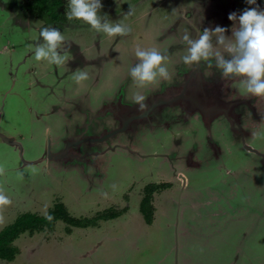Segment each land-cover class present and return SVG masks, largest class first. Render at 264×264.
<instances>
[{"label":"rangeland","instance_id":"1","mask_svg":"<svg viewBox=\"0 0 264 264\" xmlns=\"http://www.w3.org/2000/svg\"><path fill=\"white\" fill-rule=\"evenodd\" d=\"M102 3L100 15L106 14L110 22L128 26L130 32L109 37L82 20L64 21L56 28L65 37L62 49L71 58L56 66L46 60L36 61L29 49L40 39L39 29L53 25L37 17H26L10 0H0V132L21 142L26 160L40 157L47 137L54 140L62 132L67 119L65 111L77 115L84 111L81 108L95 109L101 96H110V90L118 85L125 88L128 96L149 87L137 88L128 75L129 68L137 62L134 54L137 46L167 50L170 71V64L178 62L177 55L186 52L181 41L185 33L195 38L197 30L204 27L218 24L230 28L233 22L227 19L228 13L239 14L245 7H253L246 5L245 0H102ZM257 4L264 8V0H257ZM129 5L135 11L126 16ZM77 70L89 73V79L79 85L71 78ZM235 84L231 82V88L236 86L239 94L240 87ZM192 130L202 132L200 123L194 120ZM148 137L147 141H141L139 151H118L105 156L103 168H99L104 169L103 179L97 178L92 169L80 171L84 166L63 170L47 164L44 170L43 162L23 165L18 151L0 139V165L5 168L0 187L12 200L11 205L0 209V229L21 213L43 214L45 207L48 209L58 201L66 205L70 215L91 223L97 212L110 208L122 211L117 217L99 219L87 227L67 226L58 220L51 230L25 232L14 241L19 249L15 258L0 259V264H264V199L262 206L236 209L232 202L242 205V193L230 188L231 180L227 187L221 183L226 181V173L217 166L186 173L190 186L181 195L178 191L181 180L171 179L170 162L149 155L163 147L166 151L169 134L156 136L161 137L156 142L151 135ZM214 137L221 140L218 129ZM248 142L257 150L264 148V125ZM223 145L224 152L230 153L227 166H242L250 161L245 167L248 172L253 152L225 142ZM19 172L24 173L22 178ZM168 180L173 188L156 195L154 219L147 224L139 210L141 187L147 182ZM219 183L230 205L222 212L219 200L216 207L210 206L208 200L214 199L206 190ZM255 184L253 187L262 186L259 182ZM127 191L131 197L123 195ZM200 191L198 199L188 205L179 204L180 198L184 201L189 193L195 196ZM245 202L252 204L250 198ZM187 209L188 218L184 219Z\"/></svg>","mask_w":264,"mask_h":264},{"label":"flooded vegetation","instance_id":"2","mask_svg":"<svg viewBox=\"0 0 264 264\" xmlns=\"http://www.w3.org/2000/svg\"><path fill=\"white\" fill-rule=\"evenodd\" d=\"M184 54L185 53L183 52L179 53L177 55L178 62L170 64V80H159L155 84L150 85L144 91H141V93L147 97L146 102L153 95L164 92L172 86H182L186 84L189 75V84L197 85L198 83H202L204 87L211 85L215 90L218 88L216 83H218L217 81L220 75L217 70L215 68H208L204 63H201L198 69H193V67L182 63L181 57ZM203 77L204 79L201 80ZM230 80V82L225 83L226 87L223 88L226 90L221 97L223 101L226 102L230 99L239 100L241 98L244 100V105L241 106L239 104L237 109H235V113L237 114V122H235V125L241 127L242 131L246 130L248 132H253V135L251 134V136L254 137L264 125V96H253L248 94L241 87L239 79ZM231 82L234 84L238 83L240 87L237 88L238 91H240L239 94L236 91V86L231 88ZM110 92V96H101L100 103L95 106V109L89 105L90 107H87L86 109L81 108L84 111L77 115H71L69 111H65L67 119L65 120L62 132H60L54 140L51 138L52 152L60 153V151L65 150L67 141H76L82 137L85 140L78 142L71 146V148L68 147L69 153L67 155L64 154V156L57 160H49V162L47 161V164L63 170L74 168V166H84L80 171L92 169L93 172L96 173L97 178L103 179L105 177L104 169L100 170L99 168H103L106 161L105 156L111 153L115 154L118 151H124L125 153H128L129 151H139L141 148V141H147L150 138L148 135H151V140L156 142L158 140L161 141V137L158 139L156 136L168 133L169 140H166V143L168 144V147L165 149L166 151H164L163 143L160 145L163 147L162 150L164 152L160 149L156 151H158V154H161L158 157H162L170 162V168L172 170V173H170L171 179L178 178L181 180L178 190L181 192V195L186 193L185 189L190 186L189 177L186 173L194 169L201 170L203 168H209L210 166H217L218 170L221 171V169H224V173H226V181L221 183H224L226 186L231 180L233 184L230 185V188L235 187L237 191H241L242 193L244 199L242 205L240 202H238L239 206L232 202V206L243 211L248 205L262 206V199H264V148L258 150V154L252 153L253 158L251 159V166L248 172H246L247 169H245V167L250 161L242 166H240V164L235 167L227 166L226 160L230 153L224 152L223 142L229 143L230 146L237 145L239 147V140L241 138H238L239 136L232 137L233 134L231 133L229 122L226 121L224 116L221 115L215 118L209 127L210 129H207L202 122L201 117L193 116L187 119V112L183 109V106H160L148 115V117L135 120L126 131L105 136L109 134L111 130L121 126V120L119 117L120 112H122V106L131 104L135 106L132 101L133 95L128 96L124 87L122 88V86L118 85L117 89L110 90ZM134 112L136 111L134 110L133 113ZM194 120L200 123L202 132L192 130ZM215 129H218V133L221 137L220 141L214 137ZM187 130H189V133ZM131 132H136L137 134L132 136ZM247 154L249 153L247 152ZM249 155L251 156V153ZM258 182L262 186L259 188L253 187L255 183V185H258ZM164 183H167L168 186L163 190L153 191L152 200L154 199V204L156 203L157 194H161L164 190H169L170 192L171 190L169 188H173L171 181H164ZM146 184H143L141 187L139 204L141 197L144 195V186ZM133 186L134 184L130 187ZM206 190L209 195H213L214 201L211 202L208 200L211 207H216L215 202L218 200L220 201L218 207L219 210L222 209L221 212L226 210L225 208L230 207L229 202L220 188V183L219 185L217 184ZM200 194L201 191L195 196L190 193L189 195L186 194L185 196L188 195L186 199L183 201L180 198L178 202L179 204L183 202L185 205H188L196 198L198 199ZM123 195H125L126 198L131 197L130 191L125 192ZM249 198L250 201H252V204L245 202L248 201ZM224 201L226 204H221ZM185 212L184 219H187L188 209ZM259 218L262 219L263 216L259 214ZM178 252L179 249L175 247V254H178Z\"/></svg>","mask_w":264,"mask_h":264},{"label":"clouds","instance_id":"3","mask_svg":"<svg viewBox=\"0 0 264 264\" xmlns=\"http://www.w3.org/2000/svg\"><path fill=\"white\" fill-rule=\"evenodd\" d=\"M246 5L239 14L235 11L228 13L227 19L232 21L231 27L215 25L197 30L195 38L187 33L181 37L186 46V52L181 57L183 64L198 68L201 63L208 68L218 70L220 76L226 79H239L241 87L253 96H264V8L257 0H245ZM104 5L102 0H67V20H82L96 32H102L109 37L124 36L130 28L122 23H112L107 15H100ZM134 8L129 5L126 16L134 14ZM230 31V34H228ZM215 37V42H213ZM39 38L34 45H29L36 61L46 60L51 65L62 66L71 57L64 52L62 45L65 37L54 26H44L39 29ZM137 62L129 68L128 75L137 88H145L159 80H170L171 74L167 67L169 59L167 50L161 51L155 47L134 50ZM76 84L89 79V73L77 70L72 74ZM147 97L141 92L132 96L136 110L145 113L149 110ZM44 170H47V158H44ZM5 168L0 165V176ZM22 178L24 173L19 172ZM115 188V185L112 186ZM107 196V193H101ZM12 200L0 187V209L11 205ZM44 218L51 222L54 217L47 211ZM2 221V217H0Z\"/></svg>","mask_w":264,"mask_h":264},{"label":"water","instance_id":"4","mask_svg":"<svg viewBox=\"0 0 264 264\" xmlns=\"http://www.w3.org/2000/svg\"><path fill=\"white\" fill-rule=\"evenodd\" d=\"M202 79H204V77L201 78V80ZM228 80L229 79L222 78L220 76L217 81L218 83H216L218 88L215 90V88L211 85L204 87L202 83H198L197 85L189 84V75L186 80V84L182 86H172L166 89L164 92L153 95L147 101L149 104V110L145 113L138 112L136 110V105L134 106L131 104L122 106V112H120L119 117V119L121 120V126L111 130L110 133L105 136L114 135L121 131H126L135 120L148 117V115H150L154 110H156V108L160 106L168 105V107H174L180 105L183 106V109L187 112V119L193 116H199L201 117L202 122L205 124L207 129H210L209 127L215 118L221 115L224 116L226 121L229 122L231 133L233 134L232 137L239 136L238 138H241L239 140V148H244L249 152L258 154L259 151L248 142V139L251 137V134L253 135V132H248L246 130L242 131L241 127L235 125V122H237V114L235 113V109H237V106L239 104L243 106V103H245L244 100L241 98L239 99L240 101L230 99L228 102H226L223 101L221 97L225 92L223 87H226L225 83L228 82ZM134 110L137 113H133ZM0 139L5 144L11 146L12 148H15L18 151L23 165H35L40 164L41 162H43L42 164H44V158H47L48 162L49 160H57L58 158L64 156V154L67 155L71 146L77 144L78 142H81L82 140H85L82 137L77 139L76 141H67L65 150L60 151L59 153L52 152L51 139L50 137H47L42 155L34 160H26L22 155L21 142H19V140L16 139L15 136L6 135L0 132ZM92 139L96 141L94 138ZM149 155L160 156L161 154L152 153Z\"/></svg>","mask_w":264,"mask_h":264},{"label":"trees","instance_id":"5","mask_svg":"<svg viewBox=\"0 0 264 264\" xmlns=\"http://www.w3.org/2000/svg\"><path fill=\"white\" fill-rule=\"evenodd\" d=\"M65 1L66 0H10L13 6L21 9V12H23L26 17L33 16L43 19L45 24L55 27H61L63 22L67 21L65 17ZM167 186L168 184L164 182L147 183L144 186L145 192L141 197L139 210L147 224L152 223L154 219L155 206L152 200L153 191L163 190ZM47 211L54 217L51 222L46 220L43 214L28 211L21 213L12 223L0 229V259L12 261L15 258L19 249L14 244V241L25 232L33 234L36 231L45 229L51 230L58 220L65 222L67 226L87 227L91 226L92 223L95 224L99 219L108 220L122 213V211L118 213L117 209L111 208L103 212H97V214L94 215L95 219H93L91 223L90 220H84L81 217L70 215L66 205L61 201L54 203Z\"/></svg>","mask_w":264,"mask_h":264}]
</instances>
